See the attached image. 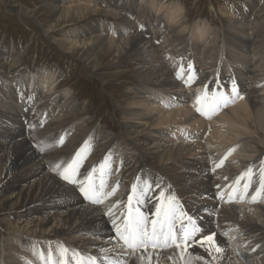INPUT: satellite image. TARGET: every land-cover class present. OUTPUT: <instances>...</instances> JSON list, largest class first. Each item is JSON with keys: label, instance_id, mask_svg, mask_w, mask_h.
Listing matches in <instances>:
<instances>
[{"label": "bare ground", "instance_id": "1", "mask_svg": "<svg viewBox=\"0 0 264 264\" xmlns=\"http://www.w3.org/2000/svg\"><path fill=\"white\" fill-rule=\"evenodd\" d=\"M2 1L7 7L17 6L11 0ZM101 1L38 0L48 17L36 22L46 33L58 32L59 39L54 41L73 52L92 74L122 83V93L114 99L119 107L114 114L116 136L105 134L104 127L100 136H85L91 129L90 118L83 122L80 115L88 107L79 111L72 89L56 91L54 81L60 71L40 68L37 75L17 77L12 71L19 57L0 54V65L10 74L0 85V264H44L38 253L47 256L51 248L57 254L60 245L69 249V264H74L72 251L96 256L98 264H139L142 250L125 255L112 221L121 215L117 222L123 223L132 192L128 186L136 184L139 193L146 183L151 187L140 204L143 213L155 212L159 192L175 195L206 235L216 233L224 249L209 255L207 246L195 243L183 260L178 251L157 249L152 264L157 259L159 264H264V203L248 202L264 165V12L260 2L255 6L257 1H251L250 9L237 10L220 4V13L227 17L222 28L194 22L189 41L198 48L193 57L188 42L180 37L187 24L179 3L140 0V12L146 1L150 6L143 10L145 21L139 28L135 8L116 6L110 0H103L105 6L99 8ZM151 11L164 14L153 19L152 29ZM99 12L114 22L102 25L97 17L85 19ZM159 22L166 24L164 30H159ZM223 55L228 58L226 66L235 63L233 72L214 67L216 58ZM11 59L10 64L5 62ZM189 75H194L190 85L184 83ZM233 81L239 93L234 102L211 118L196 111L197 94L206 88L209 95L222 92L232 97ZM32 100L35 105L27 111ZM28 117L32 123L23 126ZM71 127L75 130L65 138ZM229 149L234 151L223 166L215 168ZM56 159H60V170L51 167ZM77 159L75 178L96 185L103 203H92L80 184L60 176L61 169ZM249 167L253 186L245 200L226 203L230 195L239 199L240 192H232L234 181ZM113 188L114 195L105 197Z\"/></svg>", "mask_w": 264, "mask_h": 264}, {"label": "rangeland", "instance_id": "2", "mask_svg": "<svg viewBox=\"0 0 264 264\" xmlns=\"http://www.w3.org/2000/svg\"><path fill=\"white\" fill-rule=\"evenodd\" d=\"M11 1H14V2H11V4H15L17 6L7 7L3 3L2 0L0 1V10H1L0 11V45H1L0 54L5 57L6 56L8 57L11 56L12 58L19 57V61L14 66L12 72L13 73L15 72V75H17V77L18 76L24 77V75L28 73H31V74L33 73L37 75L39 73L40 68L45 69V70L54 69L56 71H60L62 73L61 76L58 77L57 79L55 77V81H54L56 82V86H57L56 91L64 90L67 88L72 89L73 96L76 99V102L80 103L79 111L80 109H82L81 107H83L84 105L88 107L87 111H85L84 113L80 115L81 116L80 119H84L83 122L87 120L85 119L86 117H89L90 120H95L91 122L90 120H87V123L89 127H91V129L88 134H85V136H100V133H102L103 127L106 128V131H107L105 134H108L109 136H116L119 129L115 122L116 119L114 118V114H115V111H117L119 107L116 105V102L114 101V99L116 98L118 94L122 93V89H123L121 86L122 83H120V81H117V80H112L106 76L105 77L101 76L99 78V75H96L94 73L92 74L91 70H87L86 68H84V66H82L80 61L78 63L77 56L73 52L67 51L64 47H61V45L57 44L56 41L59 39L58 32H54L52 34L50 32L46 33V31L42 29V25H38L37 23L41 19L45 20L48 17V15L42 11V7L38 3V0H11ZM105 1H108V0H105ZM105 1L102 0L100 3H98L99 8H102L105 6ZM110 1L114 2L116 6L118 5V6L128 7V8L129 7L135 8L134 9L135 11L134 21L136 25H138L139 28L143 26L144 21H145L143 10H145L147 7L150 6V1H146V3L143 5V8L141 9L142 12H140L139 10L140 0H110ZM163 1L165 2V5L176 2V3H179L183 7L182 9H183V15L185 16L184 18L187 24V28H186L187 31H185L183 35H180V37L183 38L184 41L188 42V46H189L188 53L189 54L192 53L193 57H195V54H194L195 49L198 48V46L194 45L191 42V40L189 41L190 33L192 31L191 27L193 23L196 21L197 23L198 21H201L203 23L207 22V25H212V26L215 25L221 28L225 27L227 23V17H224L220 13L219 11L220 4L224 3L225 6H229L231 9H234V10L235 9L237 10L239 7H242V6H246L250 9V2L257 1L254 5L256 6L260 2L259 3V5H261L260 11L264 12V0H250V1L249 0H163ZM252 2H251V5H252ZM248 8H246V10ZM20 11L27 13L28 16L22 15ZM162 13L163 11L159 13H153L151 11L150 26H149L151 29L153 28L152 24L154 23L155 25V22L153 19L156 17L157 18L163 17L164 14ZM245 13L247 15L251 14V16L253 17L255 16L253 15V11H245ZM95 17L99 19V22L102 25H108L109 23L114 22L111 17L106 16L102 12H99L97 14L90 13L86 16L85 19L88 21ZM263 18H264V14H263ZM86 22L81 23L82 26ZM93 22L94 21H92V23ZM78 23L79 22H76L75 24H78ZM119 23L123 25L124 27L126 26L125 23L121 20H119ZM157 25H159L160 31L164 30V27L166 26L164 22H159ZM24 32L26 34H23ZM113 34H115L114 31H113ZM222 35L223 34L219 35V37H221ZM162 37H163V33H162ZM1 48H2V51H1ZM73 56L76 58H74ZM12 60L13 59L7 60L5 62L7 64H10V61ZM226 61H228V58L225 57V55L221 57H217L214 67L215 68L217 67L218 70L221 71L222 67L224 66L228 71L233 72L235 63H231L232 67L230 65L226 66L225 65ZM4 70H5L4 66L0 65V71H1L0 72V85H2L4 82L3 81L1 83L2 80H5L8 76H10V74H6ZM94 75L96 77H94ZM101 78H103L104 80H101ZM225 80H227V77H225ZM220 84L225 85L224 83H220ZM33 100L27 107V111L31 110L34 107L35 104H33ZM156 106L158 107V105ZM45 121H46V118L42 119L41 124H43ZM30 123H32V121H31V118L28 117L27 120L23 121V126H27ZM100 124H102V126H100ZM74 130L75 128L71 127L66 132L65 138L70 136ZM51 163H52L51 165L52 169L54 168L53 170H58L55 165H60V159H56V161L52 160ZM61 167L62 166L60 165L59 170ZM141 169H145V168L142 167ZM61 170L63 171L64 168H62ZM49 171L52 173L50 169ZM151 173L154 175V171H152ZM124 176L125 175H123L122 178ZM94 186L96 189V185ZM128 187L132 189L131 185H129ZM166 187L169 188L168 190H166L167 194H171L173 192L172 190H170L171 186L167 184ZM222 192L225 193L226 190H223ZM176 199L178 200L179 205L182 206L181 205L182 202L177 197ZM133 201L136 204L135 199ZM135 207L140 208V205L139 206L135 205ZM154 213L155 212L144 213L145 215L149 217V226H150L151 219L155 218ZM120 217L121 215L119 216V218ZM119 218L117 219V221L119 220ZM193 219L196 222V226L199 227L198 219L197 218H193ZM117 221L116 223L118 224ZM176 227L179 228L180 225L177 224ZM201 235H206V234L201 230L200 233H197V236L195 239L198 240L201 237ZM192 244H195V242L189 241V245H192Z\"/></svg>", "mask_w": 264, "mask_h": 264}, {"label": "snow or ice", "instance_id": "3", "mask_svg": "<svg viewBox=\"0 0 264 264\" xmlns=\"http://www.w3.org/2000/svg\"><path fill=\"white\" fill-rule=\"evenodd\" d=\"M189 69L192 68L191 63L188 65ZM178 77L182 76V73H177ZM194 80V75H189L185 84H191ZM239 96L237 91L235 81H233L232 86V97L227 96L224 93L213 92L209 95L207 89L205 88L196 96L195 107L196 111L204 115L205 117L211 118L221 107L227 106L229 102H234V98ZM243 98L242 96L240 97ZM60 143H63V138H61ZM41 151H44V148H40ZM234 149H229L225 153L224 157L220 159V162L215 165V168L223 166L225 160ZM77 157L80 156V153L77 152ZM79 166V160H74L69 164L62 172L60 176L65 180L73 184H80V191L84 196L89 199L94 204H101L103 200L100 199L101 193H98L95 189V186L91 183L84 184L82 181H78L75 178L76 170ZM60 165H56L58 169ZM104 165H101L103 168ZM215 168L213 170H215ZM95 171V169H93ZM253 169L249 167L240 174L239 177L234 181V186L232 192H240L239 199L237 200L235 195H230L226 203H239L243 202L248 194L249 189L253 186ZM88 181H91V173L85 178ZM241 180H244L242 187H236L240 185ZM101 189L104 187L103 181L100 185ZM151 185L147 184L145 187L137 193V185H132V194L128 196L127 212L124 215L123 223L117 224L114 219L112 223L116 228V235L120 241H122L124 248L126 249L125 255H135L137 250H142L140 256L138 257L139 264H152L153 254L157 249H173L178 251L179 257L181 260L184 259V254L187 251V248L190 246L189 241L200 244L201 247L207 246L206 250L209 252V255L212 252L217 254L223 253L224 249L217 243L216 233H210L208 235H201L197 240V233L201 232V229L196 226L195 220L188 216L186 212L183 211L182 206L179 205L178 200L175 195L165 196V193L161 191L159 197V203L156 205L155 213L153 219H151L149 226V217L140 211L139 207H133V200L137 205L144 203V197L149 191ZM159 187V185H157ZM116 189L113 188L110 192L105 194V197L114 195ZM223 199V195H221ZM249 203H264V165L260 169V180L258 186L255 187ZM108 215H112L111 209H109ZM187 219V224L183 221ZM177 224L180 225L177 228ZM226 235V233H225ZM151 249V251H149ZM69 249L60 245L57 249V254H54L51 248L47 253V256L43 252H39L38 255L44 264H69ZM159 254L157 253V257ZM198 259H203L202 257H197ZM216 257H213L215 259ZM107 260L108 258L105 257ZM169 260H172V256H168ZM71 260L74 264H98V258L96 256H82L78 251H72ZM108 264H118L115 261H109ZM157 264L159 260L157 259ZM175 264V261H173ZM185 264H190L189 261H185ZM207 264V262H205Z\"/></svg>", "mask_w": 264, "mask_h": 264}]
</instances>
